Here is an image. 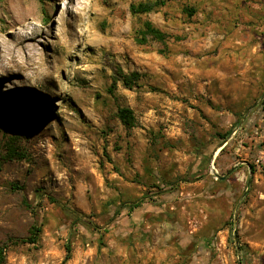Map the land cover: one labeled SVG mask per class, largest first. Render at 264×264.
Listing matches in <instances>:
<instances>
[{
	"label": "rangeland",
	"instance_id": "374dc122",
	"mask_svg": "<svg viewBox=\"0 0 264 264\" xmlns=\"http://www.w3.org/2000/svg\"><path fill=\"white\" fill-rule=\"evenodd\" d=\"M139 1L0 0L2 264H264V0Z\"/></svg>",
	"mask_w": 264,
	"mask_h": 264
},
{
	"label": "trees",
	"instance_id": "16d2710c",
	"mask_svg": "<svg viewBox=\"0 0 264 264\" xmlns=\"http://www.w3.org/2000/svg\"><path fill=\"white\" fill-rule=\"evenodd\" d=\"M166 1L168 0H145V1H139L137 3L130 4V11L132 14H144L148 13L150 11L157 10L160 6H163ZM185 11L188 14L194 13V9L186 7ZM136 41L138 43H145L149 39L164 42L166 37L168 35L161 31L159 28L154 26L149 21H144L142 24V27L137 31ZM140 74L137 71H130V72H124L119 66H115L113 69V75H112V83L109 86L108 90L109 92H112V88H114L115 84L117 82H120L124 87L131 88L132 86L136 85L137 81L140 78ZM116 116L120 119V121L126 125V126H132L134 122V116L132 113V110L128 107H118L116 111ZM228 136V132L225 134H221L220 138L222 141L226 139ZM7 156L12 157L17 153L16 147L9 143L7 145ZM19 188V187H17ZM49 199L57 204L62 208V210L69 216L72 217V223L73 224H80L84 226L85 228L95 230L94 227L91 225L89 221H86L83 216L78 214L74 209L70 208L68 205L61 204L56 198L49 197ZM140 204V200L133 201L131 203H128L126 206L129 210L134 209ZM40 232V226L39 225H32L29 229V234L26 237L18 238L16 241L18 242H36L38 235ZM67 253L65 255V260L69 258L70 256V246H66ZM2 251L0 249V264H2Z\"/></svg>",
	"mask_w": 264,
	"mask_h": 264
}]
</instances>
